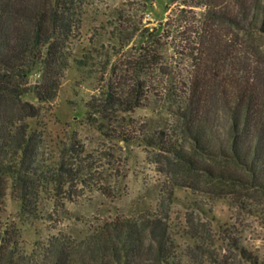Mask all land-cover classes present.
Here are the masks:
<instances>
[{"label":"rangeland","instance_id":"1","mask_svg":"<svg viewBox=\"0 0 264 264\" xmlns=\"http://www.w3.org/2000/svg\"><path fill=\"white\" fill-rule=\"evenodd\" d=\"M183 1H73L74 28L66 48L70 66L56 99L41 105L43 127L30 154L33 169L57 166L59 195L29 197L25 211L8 177L0 180L6 194L1 208L29 247L58 235L83 238L115 217H127L141 223L144 238L134 264H264V35L241 29L237 10H224L229 20L218 22L227 49L217 62L218 74L207 75L211 80L202 97L204 119L214 134L208 152L183 134L179 104L168 93L193 66L175 58L170 46L163 48L164 75L146 80L141 105L110 113L105 121L100 114L87 116V104L94 102L97 110L112 69L144 45L143 36L180 10L194 15ZM242 11L262 19L253 7ZM194 12L200 20L209 18L203 9ZM22 31L29 33L31 26L26 23ZM39 77L34 73L32 84ZM235 120L241 132L258 125L239 137L251 144L247 166L229 145ZM128 125L145 130L154 142L178 146L184 159L138 140L116 139Z\"/></svg>","mask_w":264,"mask_h":264},{"label":"trees","instance_id":"2","mask_svg":"<svg viewBox=\"0 0 264 264\" xmlns=\"http://www.w3.org/2000/svg\"><path fill=\"white\" fill-rule=\"evenodd\" d=\"M73 1L0 0V180L8 177L13 189L19 192L25 211L29 197L38 200L42 194L56 196L60 192L57 166L50 163L45 168L33 169L30 154L43 127L41 105L56 99L70 66L66 48L74 28ZM257 2L252 6L250 0H184L181 5L191 8L194 15L186 17L185 11L180 10L179 14L169 16L167 22L155 27L153 34L143 36L147 39L144 45L112 69L107 89L96 103L97 110L92 106L94 102L87 104V116L100 114L105 121L110 113L128 112L141 105L148 91L146 80L156 74L164 75L166 56L163 48L170 46L175 58L181 63L191 61L193 66L189 76L167 89L168 93L179 104L176 114L182 118L183 134L195 141L202 151L208 152L211 140L208 137L214 134L204 119L208 113L202 107V99L207 95L211 80L207 75L218 74L217 62L227 49L226 35L220 23L228 21L229 16L223 11L237 10L235 17L246 23L236 21L241 29L264 35V0ZM252 7L260 10L262 19L259 14L242 11ZM195 9H203L204 16L209 18L198 19ZM26 23L31 26L29 33L22 31ZM34 73H39L40 77L32 84L30 78ZM26 97H32L36 102L26 100ZM127 102L129 106H121ZM257 127V124H251L241 132L236 121L229 131L231 151L237 159H244L245 166L251 144L240 141L239 137ZM98 128L104 132L103 125ZM116 139L138 140L174 154L178 159L185 157L178 146L154 142L145 130H136L132 125ZM49 174H53L52 179L48 178ZM5 196V189L0 186V264H134L141 258L144 242L141 223L127 217H115L83 238L58 235L40 246L29 247L17 223L1 208ZM147 231L153 237V228Z\"/></svg>","mask_w":264,"mask_h":264}]
</instances>
